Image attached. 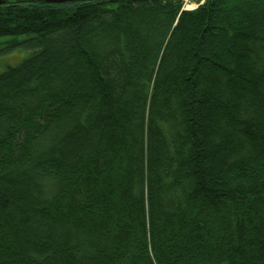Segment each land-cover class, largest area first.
<instances>
[{
  "label": "trees",
  "instance_id": "16d2710c",
  "mask_svg": "<svg viewBox=\"0 0 264 264\" xmlns=\"http://www.w3.org/2000/svg\"><path fill=\"white\" fill-rule=\"evenodd\" d=\"M0 2V264H264V0Z\"/></svg>",
  "mask_w": 264,
  "mask_h": 264
},
{
  "label": "rangeland",
  "instance_id": "374dc122",
  "mask_svg": "<svg viewBox=\"0 0 264 264\" xmlns=\"http://www.w3.org/2000/svg\"><path fill=\"white\" fill-rule=\"evenodd\" d=\"M203 0H182V8L184 10L196 9L199 5L203 4ZM29 53L28 48L16 47L14 50L0 54V70L4 69L6 66H12L17 64L23 57Z\"/></svg>",
  "mask_w": 264,
  "mask_h": 264
},
{
  "label": "water",
  "instance_id": "95a60500",
  "mask_svg": "<svg viewBox=\"0 0 264 264\" xmlns=\"http://www.w3.org/2000/svg\"><path fill=\"white\" fill-rule=\"evenodd\" d=\"M3 0H0V2ZM42 2H48V3H52V2H57V3H61V2H68V1H83V0H40Z\"/></svg>",
  "mask_w": 264,
  "mask_h": 264
}]
</instances>
